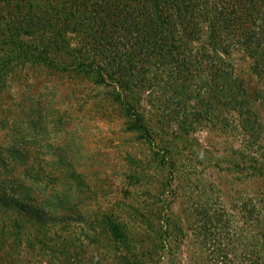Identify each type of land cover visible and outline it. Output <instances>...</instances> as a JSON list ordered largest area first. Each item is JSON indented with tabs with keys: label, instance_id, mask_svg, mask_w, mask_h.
I'll list each match as a JSON object with an SVG mask.
<instances>
[{
	"label": "rangeland",
	"instance_id": "1",
	"mask_svg": "<svg viewBox=\"0 0 264 264\" xmlns=\"http://www.w3.org/2000/svg\"><path fill=\"white\" fill-rule=\"evenodd\" d=\"M53 33L52 66L0 62V264H264V74L245 48L227 37L228 77L199 59L207 32L184 66L133 51L114 83Z\"/></svg>",
	"mask_w": 264,
	"mask_h": 264
},
{
	"label": "trees",
	"instance_id": "2",
	"mask_svg": "<svg viewBox=\"0 0 264 264\" xmlns=\"http://www.w3.org/2000/svg\"><path fill=\"white\" fill-rule=\"evenodd\" d=\"M205 32L212 49L199 59L210 61L214 75L217 71L230 76L215 65L222 61L218 53L224 51L227 37L245 48L251 71L256 76L264 74V0H0V62L7 70L26 63L52 66V59L41 54L46 47L58 48L50 35L65 38L70 33L68 39L77 43L65 42L69 66L76 73L117 83L115 76L125 66L136 67L130 56L133 51L160 63L184 66L192 53L185 46L193 45ZM90 53L100 61L90 58ZM239 91L244 97L246 90L236 88V94ZM242 97L236 99L237 105L244 103ZM131 114L142 135L153 142L149 126ZM251 117L247 113L240 117L250 134L257 126Z\"/></svg>",
	"mask_w": 264,
	"mask_h": 264
}]
</instances>
